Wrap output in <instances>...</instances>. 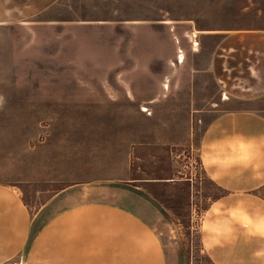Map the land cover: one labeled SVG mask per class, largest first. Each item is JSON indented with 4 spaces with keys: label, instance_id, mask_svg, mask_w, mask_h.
Listing matches in <instances>:
<instances>
[{
    "label": "rangeland",
    "instance_id": "1",
    "mask_svg": "<svg viewBox=\"0 0 264 264\" xmlns=\"http://www.w3.org/2000/svg\"><path fill=\"white\" fill-rule=\"evenodd\" d=\"M238 30L264 31V0H0V182L40 211L35 230L80 201L123 199L169 264H211L196 228L220 191L189 160V71L219 39L205 34ZM196 85L217 104L209 74ZM176 170L193 194L170 187Z\"/></svg>",
    "mask_w": 264,
    "mask_h": 264
},
{
    "label": "crops",
    "instance_id": "2",
    "mask_svg": "<svg viewBox=\"0 0 264 264\" xmlns=\"http://www.w3.org/2000/svg\"><path fill=\"white\" fill-rule=\"evenodd\" d=\"M216 35L207 65L189 71L186 100L189 160L220 191L199 220V247L211 264H264V31L204 36ZM194 37L187 42L192 53L197 52L189 46ZM204 74L217 87V104L196 93V81ZM230 102L249 108L220 107ZM175 173L170 187L185 183L193 194L194 176ZM39 218L40 211L30 210L17 187L0 182V264H169L154 226L123 199L80 201L59 209L35 230Z\"/></svg>",
    "mask_w": 264,
    "mask_h": 264
},
{
    "label": "bare ground",
    "instance_id": "3",
    "mask_svg": "<svg viewBox=\"0 0 264 264\" xmlns=\"http://www.w3.org/2000/svg\"><path fill=\"white\" fill-rule=\"evenodd\" d=\"M193 36V35H192ZM192 47L194 48V50L195 49H197V47H198V42L196 41V40H194V39H192ZM184 53H183V51L182 50H179L178 51V55H177V61L179 62V63H182L183 61H184ZM164 86V89H168V84L165 82V84H163ZM223 99H227V96L226 95H224L223 96Z\"/></svg>",
    "mask_w": 264,
    "mask_h": 264
},
{
    "label": "built area",
    "instance_id": "4",
    "mask_svg": "<svg viewBox=\"0 0 264 264\" xmlns=\"http://www.w3.org/2000/svg\"><path fill=\"white\" fill-rule=\"evenodd\" d=\"M18 264H22V262L19 261Z\"/></svg>",
    "mask_w": 264,
    "mask_h": 264
}]
</instances>
